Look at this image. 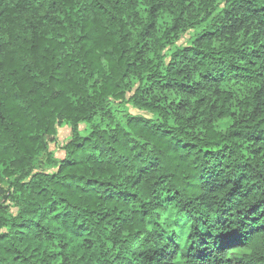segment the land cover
Returning a JSON list of instances; mask_svg holds the SVG:
<instances>
[{"label": "trees", "instance_id": "16d2710c", "mask_svg": "<svg viewBox=\"0 0 264 264\" xmlns=\"http://www.w3.org/2000/svg\"><path fill=\"white\" fill-rule=\"evenodd\" d=\"M0 264H264V0H0Z\"/></svg>", "mask_w": 264, "mask_h": 264}, {"label": "rangeland", "instance_id": "374dc122", "mask_svg": "<svg viewBox=\"0 0 264 264\" xmlns=\"http://www.w3.org/2000/svg\"><path fill=\"white\" fill-rule=\"evenodd\" d=\"M130 112L138 113V111L133 108H130ZM69 137H70V127L68 126V124L63 123L58 128L57 144L50 145L51 150L55 151L56 156H60L62 154L61 145L64 144V142ZM162 218H165L168 222H171L173 218V211L170 208H167L162 214ZM186 228L187 227L182 222H179L177 226H174V229L182 234V239L186 233ZM181 242H183V240ZM237 253H239V251Z\"/></svg>", "mask_w": 264, "mask_h": 264}]
</instances>
